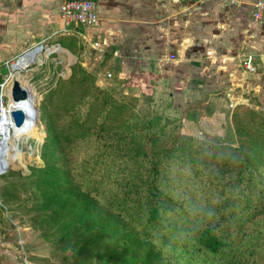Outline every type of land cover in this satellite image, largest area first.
Here are the masks:
<instances>
[{
    "label": "trees",
    "instance_id": "trees-1",
    "mask_svg": "<svg viewBox=\"0 0 264 264\" xmlns=\"http://www.w3.org/2000/svg\"><path fill=\"white\" fill-rule=\"evenodd\" d=\"M135 101L70 67L40 99L43 166L8 172L4 203L82 264H264L262 115L236 113V146L216 145L162 134Z\"/></svg>",
    "mask_w": 264,
    "mask_h": 264
},
{
    "label": "rangeland",
    "instance_id": "rangeland-1",
    "mask_svg": "<svg viewBox=\"0 0 264 264\" xmlns=\"http://www.w3.org/2000/svg\"><path fill=\"white\" fill-rule=\"evenodd\" d=\"M240 1L197 0V3L186 5V23H190V26L193 23H199L198 25L200 23L201 25L208 24V15L205 17L206 14L200 11L207 10L211 12V6L212 8L216 7L218 12L221 11L223 13L224 11L223 17L225 19V16L227 17L229 15L227 9L238 5ZM243 1L248 5L251 4L252 11V6L256 0ZM195 16H198L197 19L192 20ZM199 18L200 22H198ZM224 23L222 22L221 24L225 25ZM66 28L56 33L55 41H57V44L61 48L74 49L75 47L74 51L77 50L76 55H84L87 58V62L80 59L79 56L76 59L75 53H72L74 60L71 62V56L68 55L66 58L63 51L59 52L54 50H60L61 48L53 45V43H47V40L43 46L47 50H53V53L47 54L48 51H42L37 56V60L30 64L26 70L11 72L9 67L10 62L0 64V82L8 75V70L12 74L10 76L11 81L14 80L15 74H18L33 91L27 106L34 108V111H36V124L35 128L31 130V136L22 135L17 142V148L20 154L22 153L21 156L14 159L8 157V161L15 163H9L7 161L5 163L6 165L0 169V249H4V251L7 249L10 252L9 255L4 254V260L9 259L11 263L17 261L23 264L22 261L26 255L27 261L30 259V263L32 262L34 264H82L77 260L72 261L67 256L68 254L64 257L63 253L57 248L58 246L51 247L50 244L44 242L39 237V231L31 228V221L26 218V216L30 215L26 210L29 207V203L26 204L23 201L15 200L8 206L2 200L1 195L3 186L5 187L7 181L11 180L7 178L8 172H19L20 176L25 177L32 169L43 166V162L39 158V147L45 137V129L39 121L38 110L40 99L48 89L53 87V82L57 78L66 79L69 76L70 67L75 65L93 74L95 84L100 88L113 92V96H122L126 100L136 99L135 110L139 113H149L147 115L145 114L146 117L158 118L160 124L165 127L162 133L164 135L172 133L216 145L229 144L236 146L232 116L236 113L242 114L240 112L250 110L261 114L264 120V85H262L264 84V65H262L263 67L259 65L258 70H255L254 73L245 71L247 74L243 79V83L246 86L244 85L245 87L242 92V99L245 102H239L234 108H228L226 106L228 97L224 95L229 87L228 77L226 76L228 73L226 71L227 64H225L228 61L223 58L222 54L219 55V51L213 48L211 51L216 56L214 59L210 55L204 56L202 58L203 67L200 72L188 70L191 67L189 66L187 68L183 67L184 70L174 74L169 69L174 57L170 59L172 55H168L167 60L170 62L162 61L164 57H159L161 59L154 62L158 65L155 69L151 68L154 64L153 62H131V64H126L125 70H119L123 72L118 76L119 78L117 77L116 70H114L115 76L104 77V69L102 70L104 68L103 62H100L98 59L97 50L91 47L96 39H90L88 35L87 38L89 39H85L81 35V31L87 34L88 28L77 25H71L70 27L66 25ZM216 28L220 31L223 30L220 25ZM211 38L215 39L217 37L211 36ZM225 39L222 37L221 41L224 42ZM81 41L85 46L81 45ZM96 42L98 45L100 44V41ZM2 44H4V39L2 40ZM3 47L4 45H2ZM241 61L242 58H240L239 62L237 60L240 67ZM83 62L86 63L85 66L80 64ZM256 63L258 64V62ZM148 71L156 75L153 77V82L150 83L153 86L152 89L148 88V77L143 75ZM131 74H137L140 77L136 78ZM121 84L123 85L121 86ZM140 86H144L141 89L142 92L139 91ZM149 89H151L150 94ZM4 95L3 93V108L9 109L13 107L12 102L10 100L7 101V93L6 96ZM36 100L37 102L35 103ZM28 195L29 192H24L23 194V191L20 189L19 196L21 200ZM17 202L26 204V206L19 208ZM53 237L54 235H52L51 239ZM18 239L22 241V245Z\"/></svg>",
    "mask_w": 264,
    "mask_h": 264
},
{
    "label": "crops",
    "instance_id": "crops-1",
    "mask_svg": "<svg viewBox=\"0 0 264 264\" xmlns=\"http://www.w3.org/2000/svg\"><path fill=\"white\" fill-rule=\"evenodd\" d=\"M60 3L61 0H0V64L12 62L23 51L38 44L45 45L47 40V43L61 48L55 41L56 33L66 28L58 14ZM192 3H197V0H96L98 21L87 29V34L81 31V35L85 39L100 41L96 50L98 59L103 62L104 77L107 74L109 77L115 76L114 70L118 77L123 73L119 70H125L126 64L131 62L154 63L161 59L159 57H164L162 61L169 63L168 55L174 57L169 67L174 74L189 66L188 70L200 72L202 58L210 55L214 59L216 56L211 51L213 48L228 61L225 64L229 87L224 95H229L230 99H227L226 106L229 101L235 104L245 102L242 92L247 73L237 60L239 62L240 58L251 56L256 70L259 65L263 67L259 59L264 55V22H253L251 4L241 0L238 5L227 9L229 15L225 19L224 11L218 12L216 7L211 6V12L200 11L206 14L205 17L208 15V24L193 23L190 26V23H186L185 12L186 5ZM218 25L223 28L222 31L216 28ZM211 36L217 38L212 39ZM222 37L226 38L224 42L221 41ZM81 45L85 46L82 41ZM74 49L61 48L56 51H63L67 58L68 55L72 57V53L77 54ZM78 56L87 62L84 55H76V59ZM85 62L80 64L85 66ZM157 67L154 63L151 68ZM143 75L148 77V88L152 89L150 83L156 75L149 71ZM142 88L144 86L139 87L140 92ZM18 241L23 244L20 239ZM4 254L9 255L10 252L0 249V264H20L4 260ZM29 260L25 255V262L34 264Z\"/></svg>",
    "mask_w": 264,
    "mask_h": 264
},
{
    "label": "built area",
    "instance_id": "built-area-1",
    "mask_svg": "<svg viewBox=\"0 0 264 264\" xmlns=\"http://www.w3.org/2000/svg\"><path fill=\"white\" fill-rule=\"evenodd\" d=\"M185 1V0H183ZM58 14L61 19V21L67 25H77L85 28H89L94 26L97 21H98V16L96 12V0H61V3L58 7ZM251 18L253 22H264V0H256L255 3L252 6V14ZM42 44L35 45L19 55L15 57V59L10 62L9 67L11 64L17 62L20 60L21 57L27 55L30 51L37 50L39 52L35 53L32 55L31 59L27 64L21 69V70H26L27 67L34 63L35 60H37V56L42 52V51H48L47 54L53 53V50H50L47 48H44ZM93 49L98 48L97 43H93L91 46ZM56 50V49H54ZM170 59H173V56H170ZM252 57L251 56H245L242 61H241V67L248 73H254L255 72V67L252 65ZM13 72V70H10ZM17 71V70H15ZM11 73L9 72L8 75L3 79V81L0 82V117L3 115V102H2V97L3 93L6 96L7 93V101L9 100V88L11 84V79H10ZM107 77L109 75L107 74ZM228 97V100L230 99L229 95H226ZM235 103L233 101H229L227 104L228 108H234ZM8 114V126H13V122ZM23 264H27L25 262V259L22 261Z\"/></svg>",
    "mask_w": 264,
    "mask_h": 264
},
{
    "label": "bare ground",
    "instance_id": "bare-ground-1",
    "mask_svg": "<svg viewBox=\"0 0 264 264\" xmlns=\"http://www.w3.org/2000/svg\"><path fill=\"white\" fill-rule=\"evenodd\" d=\"M37 52H39L38 49L28 55L21 57L20 60L10 65V70H21L27 64V62L30 61L32 55ZM14 80H16L19 87L26 92L28 99L22 103H12L13 107L9 109L3 108L2 110L3 115L0 117V169H2L6 165L5 163L8 161V157L14 159L21 156L22 153L20 154V151L17 148V142L22 135L31 136V130L35 128L36 124L34 108H29L27 106L32 97L33 91L31 90V87L18 74H15ZM13 108L21 110L26 116L27 124L23 129H16L15 127L8 126L7 113ZM8 162L15 163L13 161Z\"/></svg>",
    "mask_w": 264,
    "mask_h": 264
},
{
    "label": "water",
    "instance_id": "water-1",
    "mask_svg": "<svg viewBox=\"0 0 264 264\" xmlns=\"http://www.w3.org/2000/svg\"><path fill=\"white\" fill-rule=\"evenodd\" d=\"M33 51H30L28 54H30ZM259 60L260 63L264 65V55H262ZM27 99L28 97L26 92L19 87L18 82L16 80H12L9 88V100L12 103L17 104V103H22ZM34 112L36 115V111ZM9 116L13 122V126L16 129H23L24 126H26L27 124L26 116L21 110L13 108L9 111Z\"/></svg>",
    "mask_w": 264,
    "mask_h": 264
}]
</instances>
